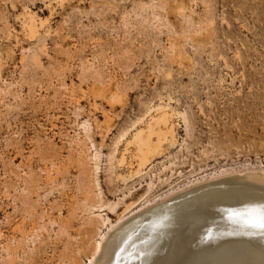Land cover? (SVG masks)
I'll use <instances>...</instances> for the list:
<instances>
[{"label": "rangeland", "instance_id": "rangeland-1", "mask_svg": "<svg viewBox=\"0 0 264 264\" xmlns=\"http://www.w3.org/2000/svg\"><path fill=\"white\" fill-rule=\"evenodd\" d=\"M160 103L175 141L136 174L135 133ZM251 171L264 0H0V264H96L148 207Z\"/></svg>", "mask_w": 264, "mask_h": 264}, {"label": "bare ground", "instance_id": "bare-ground-1", "mask_svg": "<svg viewBox=\"0 0 264 264\" xmlns=\"http://www.w3.org/2000/svg\"><path fill=\"white\" fill-rule=\"evenodd\" d=\"M169 109L163 103L150 107L146 129L135 133L131 153L137 158L136 174L145 171L167 142L175 141ZM177 117L187 128V114ZM258 172L198 181L148 207L104 235L91 262L100 253L96 264H264V229L245 223L256 215L250 217V210H264V171Z\"/></svg>", "mask_w": 264, "mask_h": 264}, {"label": "snow or ice", "instance_id": "snow-or-ice-1", "mask_svg": "<svg viewBox=\"0 0 264 264\" xmlns=\"http://www.w3.org/2000/svg\"><path fill=\"white\" fill-rule=\"evenodd\" d=\"M253 213H256V215L253 218L246 220L245 223L264 229V210L257 212V210L253 209L250 210L248 215L251 217L253 216Z\"/></svg>", "mask_w": 264, "mask_h": 264}]
</instances>
